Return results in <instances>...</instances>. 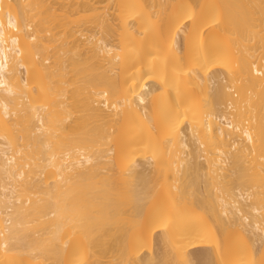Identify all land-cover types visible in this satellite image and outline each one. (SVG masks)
<instances>
[{"label":"bare ground","instance_id":"obj_1","mask_svg":"<svg viewBox=\"0 0 264 264\" xmlns=\"http://www.w3.org/2000/svg\"><path fill=\"white\" fill-rule=\"evenodd\" d=\"M45 1L0 0V264H264V0Z\"/></svg>","mask_w":264,"mask_h":264},{"label":"rangeland","instance_id":"obj_2","mask_svg":"<svg viewBox=\"0 0 264 264\" xmlns=\"http://www.w3.org/2000/svg\"><path fill=\"white\" fill-rule=\"evenodd\" d=\"M48 1V0H47ZM47 1H45L46 2V4H44V6L45 5H47L49 2H47ZM50 1V0H49ZM58 1H60V0H57V2ZM62 1V0H61ZM60 1V4L59 3H57V4H55V5H57V6H59V5H61V2ZM64 1H66V0H64ZM44 2V3H45ZM50 2H52L53 3V1H50ZM50 4V3H49ZM54 5V6H55ZM49 7V6H48ZM47 7V8H48ZM45 8H46V6H45ZM57 8V7H56ZM59 8V7H58ZM41 9H42V7H41ZM44 9V8H43ZM49 9V8H48ZM48 9H47V11H48ZM38 10H39V8H38ZM58 10V9H57ZM60 10V9H59ZM62 10V9H61ZM40 11H43V14H42V16H44V11H45V16L47 15V12H46V10L44 9V10H40ZM50 11V10H49ZM63 12V11H62ZM61 11H58L57 13H59V14H61L62 13ZM234 93V92H233ZM236 94V93H235ZM237 95V94H236ZM236 95H234V96H236ZM191 177V176H190ZM193 178H194V176H192ZM196 178V177H195ZM200 179V178H199ZM193 180V179H192ZM196 181H198L197 179H196ZM200 181V180H199ZM201 183V185L200 186H202V185H204L201 181L198 183V184H200ZM116 185V184H115ZM121 185V184H120ZM119 187H121V186H119ZM122 187H124V186H122ZM128 207V205H126V204H124V206H122L123 208L124 207ZM125 207V208H126ZM123 209V210H127V209ZM203 209V208H202ZM124 211V212H125ZM200 211H203V210H201V208H200ZM125 216V215H124ZM134 219V218H133ZM134 220H136V219H134ZM124 222V221H123ZM121 223V224H124V223ZM119 223V224H120ZM133 224L134 223H136V221H134V222H132ZM132 223H131V226H132ZM118 224V223H117ZM120 224V225H121ZM129 224V223H128ZM72 225V224H71ZM71 225H68V227H70ZM119 225V226H120ZM125 225V224H124ZM123 225V226H124ZM130 225V224H129ZM73 226L74 225H72L67 231H68V236L67 237H73V239L75 238L74 237V235H75V233L77 234V231L75 232V230L73 229ZM115 226V227H114ZM119 226L118 227H116V225H111V226H109V227H114V228H111L112 230V232H113V234H114V232H115V234L118 232V230H116L117 228H119ZM122 226V225H121ZM120 226V227H121ZM130 226V227H131ZM76 228V227H75ZM131 228H133V227H131ZM131 228H130V232H132L131 231ZM121 229V228H120ZM133 231H134V229H132ZM112 232H110L111 234H112ZM119 234V233H118ZM129 234V233H128ZM98 236H100V241H99V244L96 246V247H93V249H91V250H87L86 251V249H84L83 248V246H81V244H79V243H73V244H71V246L69 245V247H72L74 244H76V245H74L72 248H69L68 247V249H67V246H65V244H64V246L63 245H61L60 246V244H57V245H59V250H57V249H54L53 248V246H51V250H52V248L54 249V251L55 250H57L58 252L59 251H61L62 252V250H63V247H64V249H66L69 253H74V254H72V256L70 257H68V260H66V262H65V257H63V259H64V261L62 260V258H60L63 262H61L60 260L58 261V262H56V259L54 258V261L56 262V263H58V264H113L114 262H118V261H120V260H122V258H124L125 260H126V258L124 257V256H122L123 254H121V252H122V250H124V249H121V251L119 250V248L118 247H116V245L114 244V243H112L113 241L111 240V238H109L108 236L106 237V236H102V234H100V233H98ZM77 237V236H76ZM246 237H245V235H243V237H242V234L237 238L238 240L237 241H239V243L240 244H243V241L245 242V241H247L246 239H245ZM70 239V238H69ZM68 239V240H69ZM247 239H249L248 237H247ZM72 240V239H71ZM71 240H69V241H67V244H68V242H70ZM101 240H102V242H101ZM70 244V243H69ZM57 245H54L55 247H58ZM119 246V245H118ZM159 245H158V243L156 242V238H155V243H154V247H153V250L155 249L156 251H158L159 250V247H158ZM120 247V246H119ZM48 248H50V247H48ZM86 248H88V247H86ZM120 248H124V246L122 247H120ZM89 249V248H88ZM70 250H73L72 252L70 251ZM125 250H126V248H125ZM154 250V251H155ZM53 251V250H52ZM64 251L65 250H63V254H65L64 253ZM66 251V252H67ZM147 251V253H148V251L149 250H143V252L141 253V254H144L145 252ZM155 251V252H156ZM86 253V254H85ZM125 253V252H124ZM66 255V254H65ZM71 255V254H70ZM45 256V255H44ZM50 257V256H49ZM30 259V258H29ZM123 259V260H124ZM29 264H51L52 262H53V260H52V257L51 258H46L45 257V259H43L42 257H33V258H31L29 261ZM123 263V262H122ZM131 263H132V261H131ZM26 264H28V263H26ZM53 264V263H52ZM115 264V263H114ZM117 264V263H116ZM119 264H121V263H119ZM123 264H125V262L123 263ZM130 264V263H129Z\"/></svg>","mask_w":264,"mask_h":264}]
</instances>
